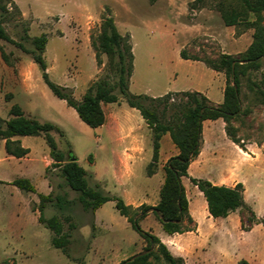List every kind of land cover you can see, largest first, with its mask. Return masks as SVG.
<instances>
[{"label":"rangeland","instance_id":"374dc122","mask_svg":"<svg viewBox=\"0 0 264 264\" xmlns=\"http://www.w3.org/2000/svg\"><path fill=\"white\" fill-rule=\"evenodd\" d=\"M14 2L20 13L13 9L10 10V17L5 18L3 26L7 34L28 49L33 47L29 40L22 39L25 28L30 37L45 34L47 43L43 57L49 79L58 85L70 87L78 100L87 87L104 73H108L110 83L116 81L114 69L107 66V56L100 53L101 64L98 65L92 47V40L99 34L102 18L107 13L112 16L118 31L130 36L134 60L128 89L134 94L156 97L165 91L182 89L192 83L210 84L214 82L210 69L205 65L193 66L180 57V52L190 58L218 60L221 54L238 56L252 41L253 29L247 28L244 23L236 26L224 24L219 6H235L232 0ZM252 17L250 14L248 19L252 20ZM0 49L6 57L3 60L0 52V128L4 127L3 120L12 117L9 109L14 103L22 107L25 115L39 122L54 123L58 129L50 133L57 148L64 153L71 150L76 161L86 170L88 185L93 187L98 183L104 193L124 200L127 189L124 185L128 181L110 165V150L114 146L107 139L108 126H87L78 118L74 108L51 92L43 81L38 65L28 54L3 40H0ZM218 72L225 77L224 70ZM263 74L264 58L258 70H248L240 77L243 112L227 125L237 144L233 142L236 145L234 147L229 140L219 142L220 151L231 163L232 169L228 170L220 164L213 165L212 162L193 173L195 177L210 181L218 177L229 186L237 182L243 185L242 194L248 208L237 211L241 226L232 217L224 225L226 229L220 232L223 221L213 223L200 218L202 228L211 229L216 235L211 240V246H205L203 252L207 256H219L218 264H234V260L239 262L243 258L250 259L251 264H264V226L253 220L251 212L255 217L264 218V150L261 153L257 149L254 153L248 150L250 145L260 146L264 140V105L254 100L248 89V81H253L264 90V84L261 83ZM172 92L173 101L170 102L181 107L188 104L187 98L177 93L180 91ZM115 93L118 94V91L115 90ZM118 96L120 105H112V108L116 109L122 120L128 118L135 132L143 136L146 153L151 156L150 131L139 120V111L134 110L127 117L118 113L119 110H133L121 95ZM155 105L163 121L168 120L175 110L162 102H156ZM102 107L106 112L107 105L103 104ZM18 139L29 150L19 158L8 155L4 150V140H0V264H114L120 258L143 251L146 241L139 239L138 233L116 210L114 201H109L99 209L97 218L103 219L109 228L117 230L126 239L120 246V252L116 250L117 257L110 261L112 255L109 253L111 249L114 251V247L107 240L104 229L96 225L94 212L82 207L77 199L78 193L66 184L60 169L51 165L52 159L44 135L20 136ZM241 150L247 151L250 156L242 154ZM132 176L136 183L148 190L158 178L147 181L145 165L141 163L135 166ZM18 177L28 178L35 191L26 192L10 183ZM181 181L188 202L195 208L199 190L188 178L183 177ZM38 193H51L53 197L59 195L67 200L63 209L57 208L54 202L45 203L43 208L44 217L56 215L63 220V230L69 234L64 251L51 245L52 232L38 221ZM156 197L155 193L147 196L150 203L157 201ZM66 216L69 221L64 220ZM190 218H184L183 226L195 230L191 215ZM69 222L74 224V228L68 229ZM157 223L155 215L150 212L149 218L142 221V228L149 226L153 231L161 230ZM138 240H141L140 244ZM150 249L158 258L150 257L149 264H167L156 245Z\"/></svg>","mask_w":264,"mask_h":264},{"label":"trees","instance_id":"16d2710c","mask_svg":"<svg viewBox=\"0 0 264 264\" xmlns=\"http://www.w3.org/2000/svg\"><path fill=\"white\" fill-rule=\"evenodd\" d=\"M232 1L235 2V6L228 5L227 7L225 4L219 6L224 24L236 26L239 23H244L247 28L253 29L252 41L245 51L238 56L221 54L218 60L190 58L180 52L181 58L201 60L207 67L215 71L224 70L225 75L222 103L211 104L198 91H180L177 93L184 95L188 100L186 102L188 104L181 107L170 102L173 99L171 95L174 92L172 91L156 97L147 94H134L129 91L128 82L133 71L134 60L130 36L118 31L109 13L102 18L99 34L92 40V47L98 65L101 64L99 54L103 53L107 56V66L114 69L116 81L110 83L108 73H104L87 87L79 100L76 99L70 87L58 85L49 79L43 57L47 43L46 35L42 33L30 37L27 34V28H25L22 39L29 40L32 49H28L21 42L13 40L7 34L3 23L5 18L10 17V10L14 9L19 14V8L14 0H0V40L9 42L28 54L32 61L38 65L47 87L56 97L74 108L78 118L83 123L91 128L101 126L105 122L103 104L118 102L119 94L128 106L139 111L150 129L152 155L145 168L147 176H151L156 170L160 138L163 134L168 133L172 143L178 149L177 154L169 157L163 165V182L156 205L151 206L142 203L137 207L126 204L121 197L104 193L98 183L90 187L86 179V170L79 165L71 150L64 153L57 148L55 139L50 133L52 130L58 129L57 126L50 121L39 122L25 115L20 105L15 103L9 109V114L12 117L3 120L4 127L0 128V140H4L5 152L17 158L23 157L29 150L21 145L17 137L43 134L49 148V156L52 159L51 165L60 169L66 184L78 193L77 199L84 209L94 212L106 201H114V206L119 214L124 216L132 229L146 241L143 251L149 250L152 245H156L159 254L167 264H185L183 258L173 255L156 235L142 229L139 221L151 212L160 223L161 229L167 234L191 230L183 226L185 217L191 219L188 212V199L181 181L183 177L188 178L202 193L208 214L214 218L226 217L231 212L248 208L243 198L241 182H237L234 186L217 185L205 178L191 177L187 171L190 162L199 153L201 127L204 119L222 118L226 124V134L232 142L237 144V140L231 136L227 125L230 120L236 119L243 112L240 98V77L244 76L248 70H258L261 60L264 58V0ZM250 14L253 16L252 20L248 19ZM0 52L3 60H5L6 57L2 49ZM115 55L117 57L116 62H114ZM261 83L264 84V74ZM248 89L252 92L254 100L264 105V90L259 84L248 81ZM115 90L118 91V94L115 93ZM156 102H162L175 108L168 120H162L157 112ZM10 183L26 192L35 191L33 184L26 177L15 178ZM38 199L36 208L40 213L38 221L52 232L51 245L64 251L69 242V234L63 230V220L56 215L44 217L43 208L45 203L54 202L57 208L63 209L67 200L59 195L53 197L51 193H38ZM251 212L253 220L264 226V218H256L252 210ZM158 213L162 215L161 219L157 215ZM64 220L69 221V217H64ZM72 228H74V224L69 222L68 229ZM139 252L141 251L137 253ZM131 256L121 260L118 264H149L150 257L158 258L153 250L128 260ZM237 264L248 263L241 260Z\"/></svg>","mask_w":264,"mask_h":264},{"label":"crops","instance_id":"0c3cea01","mask_svg":"<svg viewBox=\"0 0 264 264\" xmlns=\"http://www.w3.org/2000/svg\"><path fill=\"white\" fill-rule=\"evenodd\" d=\"M184 60L191 62L193 66L204 67L202 65H205L201 60H193V59H184ZM207 68L210 69L211 71L210 73L211 75H213L212 81L214 82H211L210 84L207 85L192 83L191 85L182 87V89L169 90V91H198L202 93L211 104L218 105L222 103L223 89L225 86V77H223L220 72L215 71L209 67ZM213 83H215L216 85L214 86ZM169 91H165L164 93ZM106 105H107L106 112L104 111L105 122L100 127H105L106 125L108 126L107 139L110 140L111 143H113V146L115 148V150L114 148L110 150V154H111L110 165L114 169L118 170V172L122 175V178H126L128 181L124 185L127 188L124 193L125 194L124 202L128 205H132L133 207H137L142 203L154 206L159 200V190L163 182V165L165 164V162L169 157L177 154V150L174 144L172 143L169 134L168 133L163 134L160 138L159 157H158L156 170L151 176H147L145 171L146 179H148L147 181H150V179L158 177L156 182L154 183L153 187L149 190L148 188L141 186L140 183H136L132 176L135 166L141 163L142 166L145 165L146 168V165L151 160V156H149L146 153L147 152L146 141L144 140L143 136H141V134L135 132V129L130 125L128 118L127 120H122L120 115L116 113V109L112 108L113 107L112 105L119 106L120 100L114 103H107ZM132 109L133 110H119L118 113L120 114L123 113L127 117L129 113L132 112L134 113V110H136L135 108ZM107 110L109 111V114H107ZM139 120L142 121L147 126V124L145 123L142 117L139 118ZM225 125L226 124L222 118L204 119L202 121V127H201L202 140H200L201 145H200L199 153L190 162L187 169L188 174L191 177H195L193 173L197 172L201 166L212 162L213 165L220 164L224 167H227L228 170L232 169L231 163L226 158H224L223 153H221L220 145H219L220 141L229 140L231 144L234 147H236V145L226 136ZM148 130L150 131L149 128ZM255 149H257L261 153L264 150V140L262 141L260 146L255 145V147H253L252 145H250V147L248 148V150L253 153ZM241 152L242 154L250 156L247 153V151L244 152L241 150ZM151 155H152V143H151ZM195 178H199V177H195ZM97 180L101 182V180H99L98 178ZM211 182L217 185H227L222 183L218 177L215 180H211ZM149 193H155L157 196L156 197L157 201L150 203L147 198ZM198 193L199 196L195 208H192L191 203L188 202L189 213L196 225L195 230L185 231L182 233H173V234H167L162 229L153 231L152 228L149 226L145 227L144 230L149 231L154 235H156L160 239V241L166 245L168 250L173 255L182 257L184 259L185 264H218L220 261L219 256L217 257L215 255L207 256L203 252L205 250L204 248L205 246L207 247L211 246V242H212L211 240L216 235H214L215 231L211 229L205 230L202 228V223L200 222V218L203 217L205 221H211L213 223H215L216 221H223L224 223L222 225V228L219 229L220 232H223L226 229L224 225H226L232 219V217H235L234 222L239 224V226H241V220L237 212L238 210L229 213L226 217L214 218L210 216L208 214L206 208V202L202 196V193L200 191ZM107 202L109 201H106L105 203ZM105 203H103L100 207H98L94 211V215L96 217V225H99L104 229L107 235V240L109 239L110 245L114 247V251L111 249L109 253L112 255L109 259L111 261L113 258L117 257L118 254L116 253V250L120 252L121 250L120 246L126 242V239L117 230H114L113 228H109L107 226L108 223L104 222L103 219L99 220L97 218L99 209ZM149 216H150V212L139 221L141 228H142V221L144 219L149 218ZM256 218L259 217L256 216ZM156 225L159 228H161L160 223L159 224L157 223ZM138 243L140 244L141 240H138ZM217 254L219 255L220 252H217ZM123 259H125V257L120 258L114 264H118ZM242 260H245L247 261L248 264H251L250 259L246 260L245 258H243ZM237 262H238L237 260H234V264L235 263L237 264Z\"/></svg>","mask_w":264,"mask_h":264},{"label":"water","instance_id":"95a60500","mask_svg":"<svg viewBox=\"0 0 264 264\" xmlns=\"http://www.w3.org/2000/svg\"><path fill=\"white\" fill-rule=\"evenodd\" d=\"M158 216H159V218L161 219L162 218V215L161 214H157ZM151 249H149V250H145V251H142V252H139V253H137V254H134L133 256H131L128 260H132L134 257H136L137 255H141V254H144V253H146V252H148V251H150Z\"/></svg>","mask_w":264,"mask_h":264}]
</instances>
